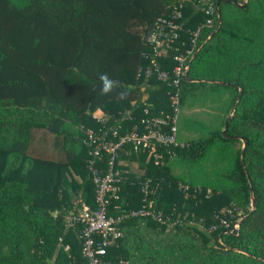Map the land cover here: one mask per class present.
<instances>
[{"label":"trees","instance_id":"1","mask_svg":"<svg viewBox=\"0 0 264 264\" xmlns=\"http://www.w3.org/2000/svg\"><path fill=\"white\" fill-rule=\"evenodd\" d=\"M177 1L0 0V264H88L80 227L64 223L82 203L95 208L83 132L104 130L93 117L98 110L109 116L108 126H121L120 136L141 128L144 117L171 112L166 85L138 76V69L150 62L147 37L156 21ZM218 8L220 29L213 33L217 17L212 28L202 29L200 50L180 87L181 109L204 96L208 109L221 110L220 125L188 124L199 136L183 145L177 136L178 145L160 148L174 155H167L162 167L154 166L147 152L125 145L116 162L119 199L112 202L119 209L111 207L110 213L139 208L141 184L150 179L152 187L159 184L155 201L164 214L184 221L193 215L207 228L218 218L228 219L223 209H238L244 221L231 234L220 227L210 233L129 218L104 260L264 264V0H249L245 8L223 1ZM204 21L203 14L185 6L180 41ZM157 60L162 70L174 63ZM104 73L121 85L110 96L100 95ZM231 108L225 137L221 128ZM34 130L62 137L60 159L31 154ZM132 161L145 166L141 176L129 172L126 164ZM177 165L182 172L173 176Z\"/></svg>","mask_w":264,"mask_h":264},{"label":"built area","instance_id":"2","mask_svg":"<svg viewBox=\"0 0 264 264\" xmlns=\"http://www.w3.org/2000/svg\"><path fill=\"white\" fill-rule=\"evenodd\" d=\"M234 2L238 6L246 5L249 0H178L177 6L170 12L160 17L152 32L147 37V44L152 53L147 66L139 67L138 76L147 79L155 77L167 87L170 113L158 117H144L141 120V128L134 127L129 132L119 135L121 126H108L109 116L101 115L95 117L104 124L103 131H95L92 128L84 130L85 139L83 143L88 148L86 168L94 185L95 208H90L82 203L79 212L71 210L65 217V228H78L82 239L81 254L88 264H127L120 260L111 262L104 260L108 249L115 246L123 236V223L129 218L151 219L156 223L168 228L174 226H195L192 221H184L180 218H173L157 209L155 197L159 191V184L153 187L148 179L141 184L142 203L137 209L120 210L117 213H110V208L118 210V205L113 201L119 199L120 172L116 168V162L120 158L121 149L130 144L134 152L145 151L148 158L153 161L154 166L162 167L166 156L169 159L174 156L171 151L164 153L160 148H170L178 145V120L181 111V81L187 75L192 57L198 52L197 41L204 27L212 28L217 17L218 2ZM191 6L196 12L205 16V21L194 31L190 32L186 42L180 41V32L183 30V9ZM179 43L178 47L176 44ZM170 58L174 63L170 70L160 68L158 58ZM147 114V110L144 111ZM148 115V114H147ZM105 164V168L102 167ZM187 188H184L186 190ZM81 201L77 202L80 203ZM228 219L218 218V223L205 227L208 232L217 228H224V232L231 234L239 228V217L241 210H225ZM234 221H229L233 220ZM232 223V224H231Z\"/></svg>","mask_w":264,"mask_h":264},{"label":"rangeland","instance_id":"3","mask_svg":"<svg viewBox=\"0 0 264 264\" xmlns=\"http://www.w3.org/2000/svg\"><path fill=\"white\" fill-rule=\"evenodd\" d=\"M206 98L204 96H201L199 98H195L192 101H190L189 105L182 107L180 114H179V120H178V143L183 145L186 141L197 138L199 136V129L197 131L193 126L188 127L191 122L193 124L200 126H207L209 128L215 129L217 126L221 123V110H219L218 107L208 109L206 104ZM220 107V105H219ZM234 109L231 108L229 110V113L226 116V119L229 118V120L232 118L234 114ZM184 122V128L182 127V124ZM187 127V128H186ZM67 128L69 131L76 133L77 136L81 134L79 130H77L75 127H72L71 125H67ZM223 127L221 130L223 131ZM197 132V133H196ZM62 137L55 138L54 134L49 130H34L33 131V141L31 144V154L35 156H41L44 158H50V159H60L61 158V152H59V148L61 146ZM57 144V146H56ZM239 147V144L236 146ZM243 147V145H242ZM182 166L177 165L174 168L173 176H177V174L181 173ZM183 188H187L188 185L182 184ZM79 202V200L75 199L74 203ZM225 209H223L221 212H224ZM190 220L186 221H192L193 225L199 226L203 224L202 220L196 222L193 219V215H189ZM241 215L238 218V223L243 219L241 218ZM184 217H187L185 215ZM240 227V224H239ZM239 229V228H238ZM238 231V230H237ZM60 247L58 246V249Z\"/></svg>","mask_w":264,"mask_h":264},{"label":"clouds","instance_id":"4","mask_svg":"<svg viewBox=\"0 0 264 264\" xmlns=\"http://www.w3.org/2000/svg\"><path fill=\"white\" fill-rule=\"evenodd\" d=\"M99 79L101 81L100 95L102 96H110L113 92L121 87L118 80L111 78L106 73L101 74ZM119 95L121 98H123L126 95V92L121 91Z\"/></svg>","mask_w":264,"mask_h":264},{"label":"water","instance_id":"5","mask_svg":"<svg viewBox=\"0 0 264 264\" xmlns=\"http://www.w3.org/2000/svg\"><path fill=\"white\" fill-rule=\"evenodd\" d=\"M231 3L235 4L234 2H231ZM219 4H220V2L217 3V6H218V7H219ZM235 5H236V4H235ZM237 6H238V5H237ZM238 7H240V8H245L246 5H242V6H238ZM218 9H219V8H218ZM220 25H221V16H220V12H219V10H217V26H216V28H215V30H214L213 33H216V32L219 31V29H220ZM199 50H200V49H199ZM199 50H198V51H199ZM197 53H198V52H196V54L192 57L190 63H191V62L193 61V59L196 57ZM189 65H190V64H189ZM186 77H187V76H185L184 79H186ZM240 92H241V91H240ZM234 107H235V106H234ZM228 122H229V118L226 119V121H225V125H224V129H223V131H222V133H223V135H224L225 137H227L226 134H225V131H226V128H227ZM241 141L243 142V147H242V153H243V151H244V149H245V146H246V142H245L244 139H241ZM241 159H242V154H241ZM241 162L243 163V161H241ZM254 205H255V200H254V198L252 197V200H251V207L253 208ZM243 221H244V218L239 222V224H241ZM237 251H239V250H237Z\"/></svg>","mask_w":264,"mask_h":264},{"label":"crops","instance_id":"6","mask_svg":"<svg viewBox=\"0 0 264 264\" xmlns=\"http://www.w3.org/2000/svg\"><path fill=\"white\" fill-rule=\"evenodd\" d=\"M149 88V87H148ZM147 96L146 95H144V99L146 98ZM104 114V112H102L101 110H98V111H96L95 113H94V116L95 117H101V115H103ZM105 115V114H104ZM123 162V161H122ZM123 164H124V162H123ZM126 166H127V168H128V170H129V172H133L134 174H136L137 176H141L142 174H143V172H144V168H145V166L143 165L142 167H140V164H139V162L138 161H132L131 163H128V164H126ZM77 180H78V182H81L80 181V178H78L77 177ZM79 201H81V199H78Z\"/></svg>","mask_w":264,"mask_h":264}]
</instances>
